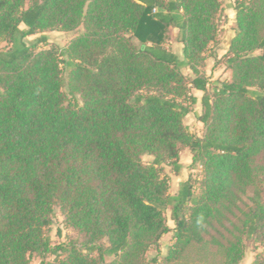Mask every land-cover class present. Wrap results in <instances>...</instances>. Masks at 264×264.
Returning a JSON list of instances; mask_svg holds the SVG:
<instances>
[{
  "label": "trees",
  "instance_id": "obj_1",
  "mask_svg": "<svg viewBox=\"0 0 264 264\" xmlns=\"http://www.w3.org/2000/svg\"><path fill=\"white\" fill-rule=\"evenodd\" d=\"M234 2L236 35L218 59L231 79L209 91L202 69L221 0H0V43H11L0 48V264L34 254L40 264H145L171 231L168 206L170 260L208 241L224 248L223 264H239L246 242L264 243V0ZM80 26L60 53L37 49L46 35L23 41ZM171 26L183 60L165 46ZM193 88L204 92L202 136L185 123ZM185 149L203 168L198 195L189 179L169 192L163 166L178 174ZM57 207L79 237L52 245Z\"/></svg>",
  "mask_w": 264,
  "mask_h": 264
},
{
  "label": "rangeland",
  "instance_id": "obj_2",
  "mask_svg": "<svg viewBox=\"0 0 264 264\" xmlns=\"http://www.w3.org/2000/svg\"><path fill=\"white\" fill-rule=\"evenodd\" d=\"M235 0H221L222 3V10L220 12V33L218 37V41L216 46L212 47V49L208 52V58L206 60V64L202 71L205 73L207 67H212L217 74L212 73L208 78L211 88H214L215 85L221 81L227 80V71L228 68H225V64L218 60L219 57H223L224 52L221 51V43L229 37L230 33H233L234 29H236V10L235 14L232 13L228 16V11L234 8ZM235 9V8H234ZM21 27L23 28L24 25L22 24ZM174 27L169 29V32L173 38H175ZM83 32V27L80 26L78 29L74 31H61V30H46V31H39L34 35H30L23 39V41L27 45H31L36 43L37 40L43 36H47V42H39L37 43V49H56L59 53L64 50L72 38L80 35ZM170 35V36H171ZM179 38V37H178ZM177 39V37H176ZM11 47V43L7 41H2L0 43V48L7 49ZM260 53V51H256L255 54ZM62 73L63 78L67 82L68 76L70 73V67L66 65V56L62 57ZM223 59V58H222ZM192 75L193 72L191 71L188 76ZM67 92V88H64ZM70 97V96H69ZM195 131L198 135H203L204 128H191ZM187 150V149H185ZM185 150L182 155L183 161L186 160ZM188 151H190L188 149ZM190 154V153H189ZM144 162H151L153 160L152 155H144L143 157ZM164 171L169 174L170 176V189L169 192L172 195L178 193L181 183L183 179H189L193 185V193L198 195L200 193V182L203 178V168L200 163H196L194 166H190L189 170L185 172L184 176L181 174H176L173 172L172 167L170 165L165 164L163 166ZM254 195V190L249 188L246 195H243V200H238L239 204L242 208H246L244 203H251L250 197ZM165 217L167 220L168 225L170 226L171 231L163 234L158 242L157 245L152 246L146 253L145 257V264H223L225 250L219 244H214L211 242H202V243H191L189 244L183 254L178 259L170 260L168 259L169 249L172 243L175 241L174 239V230L176 227L175 221L172 219V207L168 206L167 210L165 211ZM212 233H216L214 229H211ZM48 235L51 237L52 245H56L62 242H68L70 240L78 239L79 235L76 231H74L71 227H69L65 223V217L61 212L60 208L57 207L55 209V215L53 218V224L47 230ZM207 239L209 240V236ZM221 242H225V240H221ZM264 250V243L262 242H246L245 243V254L243 259L240 261L239 264H252L255 260V257L258 252H262ZM97 255V254H95ZM157 259L156 263H153V259ZM54 259V255L48 254L46 256V262L51 263ZM114 257L105 256L106 262H111ZM41 258L37 254H34L31 264H40Z\"/></svg>",
  "mask_w": 264,
  "mask_h": 264
},
{
  "label": "crops",
  "instance_id": "obj_3",
  "mask_svg": "<svg viewBox=\"0 0 264 264\" xmlns=\"http://www.w3.org/2000/svg\"><path fill=\"white\" fill-rule=\"evenodd\" d=\"M232 13L235 14V9L234 8L233 9L231 8L228 11V14H229L228 16H230ZM172 27H174L173 29H174L175 33H173V34H175V38H173L172 36H174V35H171V33L169 32V39L167 40L165 46H166V48H168V49L172 50L174 53H176L180 57V59L183 60L184 59V54H183L184 43L181 41V33H180L179 28H177L175 26H171L170 29ZM235 35H236V29H234L233 33H230L229 37L221 43V51H223L224 54L227 52V50H228V48L230 46L231 40L234 38ZM176 37H177V39H176ZM220 58L221 57L218 56V59H220ZM212 67H207V69H206V71L204 73V75L207 78V80L209 79L208 77L212 73L217 74V72ZM225 68H227V67L225 66ZM182 71L186 75H189L192 70H191L190 67H184L182 69ZM226 74L228 76L227 80H230L231 79V70L228 69ZM190 76H192V75H190ZM209 80H208V85L207 86H208L209 91H211L213 88H211ZM192 93L197 98V102L193 106V111L186 116L185 123L190 128H193V127L204 128L203 123L197 118V115L201 114L202 111H203L202 98H203L204 92L202 90L197 89V88H193L192 89ZM199 136H201V135H199ZM183 153H184V151L182 152L181 158H180V162L182 164V169L178 173L179 175L181 174V176L182 175L184 176L185 172H187L189 170L190 165L192 163L191 151H188V149L185 150V155H186L185 156L186 157L185 161H183V159H182ZM186 180L187 179H183V182L186 181Z\"/></svg>",
  "mask_w": 264,
  "mask_h": 264
}]
</instances>
